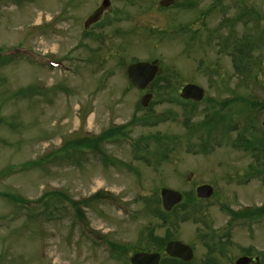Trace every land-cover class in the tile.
<instances>
[{"label":"rangeland","instance_id":"rangeland-1","mask_svg":"<svg viewBox=\"0 0 264 264\" xmlns=\"http://www.w3.org/2000/svg\"><path fill=\"white\" fill-rule=\"evenodd\" d=\"M110 1L86 26L102 0H0V264H131L169 240L189 264H264V214L235 218L264 207V0ZM155 59L136 88L128 65ZM117 128L103 156L78 152ZM163 189L193 216L164 222Z\"/></svg>","mask_w":264,"mask_h":264},{"label":"water","instance_id":"water-1","mask_svg":"<svg viewBox=\"0 0 264 264\" xmlns=\"http://www.w3.org/2000/svg\"><path fill=\"white\" fill-rule=\"evenodd\" d=\"M174 0L161 1L162 6H168ZM109 3L108 0L103 1V6ZM97 16L93 20H95ZM159 71L158 61L154 62H136L127 68V74L131 82L139 89L146 88L156 77ZM152 94L147 93L141 99L143 106L148 105ZM182 97L184 99L201 100L204 97V89L197 84H186L182 89ZM197 196L201 199H207L213 196L214 188L209 184H203L196 189ZM162 205L165 210L170 211L175 205L183 200L181 192L173 189H163L161 191ZM166 253L171 257H177L184 261H191L194 257L193 248L179 240L169 241L165 247ZM161 254L158 252H138L131 257L132 264H159ZM251 258L248 256L240 257L236 264H249ZM258 261L259 259L256 258Z\"/></svg>","mask_w":264,"mask_h":264},{"label":"trees","instance_id":"trees-1","mask_svg":"<svg viewBox=\"0 0 264 264\" xmlns=\"http://www.w3.org/2000/svg\"><path fill=\"white\" fill-rule=\"evenodd\" d=\"M239 47H237V49H238ZM239 51H241V49H238ZM1 61H3L1 58H0V62ZM4 62V61H3ZM167 83H169L170 82V80H165ZM187 103V102H186ZM188 103H192V102H188ZM193 104H197V102H193ZM209 116V115H208ZM212 117H214V116H210V117H208V118H212ZM188 120H190V117H187V121ZM206 121L204 122V124H206V123H208V122H211L212 120H210V119H205ZM204 121V120H203ZM108 132V131H107ZM107 132H104L103 134H101V135H99L98 137H95V138H93V139H90V138H84L83 140H81L80 142L81 143H77L76 145H78V144H80L79 145V147L77 148V150H78V152H79V150L80 151H82L81 150V148L82 149H84L83 150V152H85L86 150H93V152H97V153H99L100 155H104L105 153H104V151H102L101 150V143L102 142H105V141H108V140H110L112 137H115V136H117V135H119V134H121L122 132H121V129L120 128H117V129H113V130H111V131H109L108 133ZM241 137L240 138H242L245 142H246V144H247V147L246 148H249V147H251L252 145H254V150H257V152L258 151H262V149L261 148H259V144L257 143V141L256 140H254V139H249V138H247L243 133H241V135H240ZM81 146V147H80ZM255 148H257V149H255ZM62 149H64V150H62V152L64 153L65 152V148H62ZM264 151V150H263ZM104 153V154H103ZM104 161L105 162H107V159L105 158L104 159ZM43 204L46 208H49V206L51 205L52 206V203L50 204V203H48V201L46 200V202H43V200H41V201H39V204ZM185 205H186V203H185ZM179 208H188V210H187V214H184L185 216L187 215V216H189V217H191V216H193V214H194V212H196V207L195 206H192V207H185L184 206V203H181V204H179L178 206H176L175 207V209L172 211V212H165L164 210H162V209H157V212H158V214H159V216H161V218H163V221L165 222L166 220V218H168V215H173L174 213H177V211H178V209ZM182 209V210H183ZM264 214V207H262V208H260L259 210H257V211H253V212H251L250 214L248 213V214H239V215H236L235 216V218H244V217H253V216H257V217H260V216H262ZM177 216H179V215H177ZM182 216V215H181ZM186 219H189V218H186ZM148 238H150V240L151 241H154L153 239L155 238V237H153V236H151V235H149L148 236ZM155 242V241H154ZM165 242L166 241H164L162 244H158V249L159 250H161V249H164L165 248ZM111 245L112 246H114L112 243H111ZM117 246H119V245H116L115 247H117ZM121 248V247H120ZM162 264L163 263H168V264H189L188 262H184V261H182V260H180V259H177V258H172V257H168V256H166L163 260H162V262H161Z\"/></svg>","mask_w":264,"mask_h":264},{"label":"flooded vegetation","instance_id":"flooded-vegetation-1","mask_svg":"<svg viewBox=\"0 0 264 264\" xmlns=\"http://www.w3.org/2000/svg\"><path fill=\"white\" fill-rule=\"evenodd\" d=\"M103 1L104 0H102V3H101V5L98 7V8H96V11H95V13L93 14V15H91L90 17H89V19L86 21V26H88V25H96V24H99L100 23V21H101V19L104 17V14H105V12H108V10H109V6H110V4H111V1L110 0H108L109 1V3L107 4V5H104L103 6ZM161 1H163V0H160V2H159V5H160V8L162 9V8H170L171 6H173L174 4H175V0H174V2L173 3H170L168 6H162L161 5ZM95 16H97V18L95 19V20H93L94 18H95ZM84 37L86 38V36H87V34H86V32L84 33ZM88 37V36H87ZM155 61V60H154ZM154 61H147V62H154ZM160 66V65H159ZM160 71V70H159ZM160 73V72H159ZM150 85H151V83L146 87V88H144V89H141V90H145V89H148L149 87H150ZM252 261L250 262V264H252V263H254L255 261H254V259H255V257H252ZM162 262V261H161Z\"/></svg>","mask_w":264,"mask_h":264}]
</instances>
